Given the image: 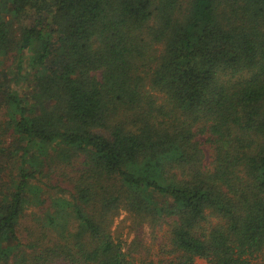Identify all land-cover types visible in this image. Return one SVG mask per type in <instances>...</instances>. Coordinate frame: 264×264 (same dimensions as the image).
I'll use <instances>...</instances> for the list:
<instances>
[{
	"label": "trees",
	"instance_id": "trees-1",
	"mask_svg": "<svg viewBox=\"0 0 264 264\" xmlns=\"http://www.w3.org/2000/svg\"><path fill=\"white\" fill-rule=\"evenodd\" d=\"M74 162L70 187L46 179ZM120 209L128 244L111 230ZM144 223L168 227L156 262L132 255ZM263 251L264 0H0V264Z\"/></svg>",
	"mask_w": 264,
	"mask_h": 264
},
{
	"label": "rangeland",
	"instance_id": "rangeland-1",
	"mask_svg": "<svg viewBox=\"0 0 264 264\" xmlns=\"http://www.w3.org/2000/svg\"><path fill=\"white\" fill-rule=\"evenodd\" d=\"M6 64H12V58H10ZM14 69L6 68L5 77L3 79V83L9 86H13L12 82L14 79ZM27 85L28 82L25 84H22V89L20 90V93L28 92L27 91ZM14 87V86H13ZM155 98L156 102H160L162 99L160 95H158L156 92H149ZM201 139L204 140L205 136H201ZM204 151H205V159L206 162H209L211 159V148L208 144L204 145ZM52 166V171L49 170V174L46 177V179L49 180V182L53 184H58L62 187H70V177L73 175H76V171L79 169V165L77 162L71 163V164H64V163H56ZM52 192V190H51ZM44 195V194H43ZM37 211V210H36ZM35 211V212H36ZM132 222V217L124 210H119L117 215L114 217L113 225L111 227V230L113 231V234L115 237H118L119 239L125 241V243H129L131 239L133 238V232L130 229ZM210 222L214 223V219L210 218ZM36 227V223L33 220V213L30 214V210L25 213L24 217L20 221L19 225V234L21 238H31L30 233L31 231ZM37 230V228H36ZM35 230V232H37ZM153 232H152V231ZM168 237V227L165 225H161L156 227L155 229L149 228L147 226V223H144L142 225V233L140 235L142 244L144 245L143 250H140L139 252L132 253L134 259L140 260H153L157 261L160 258H162L164 255L160 252V245L165 244L167 242ZM264 254V251L262 253H259L256 258H260ZM60 264V263H57ZM195 264H207L205 260L203 259H196Z\"/></svg>",
	"mask_w": 264,
	"mask_h": 264
}]
</instances>
